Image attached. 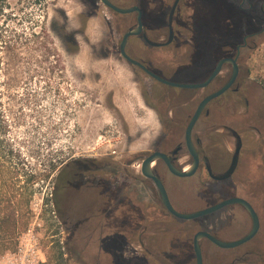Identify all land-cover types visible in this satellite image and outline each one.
Returning <instances> with one entry per match:
<instances>
[{"label": "flooded vegetation", "instance_id": "flooded-vegetation-1", "mask_svg": "<svg viewBox=\"0 0 264 264\" xmlns=\"http://www.w3.org/2000/svg\"><path fill=\"white\" fill-rule=\"evenodd\" d=\"M108 1L120 9L135 8L132 13L121 14L102 3L109 11L106 16L115 21L114 26L120 33L121 57L125 35L139 30L128 39L126 53L140 65H132L122 58L134 67L141 79L145 103L159 117L163 132L152 149L139 151L128 163L82 157L65 161L58 167L54 186L56 216L67 232L71 259L92 264H139L137 258L126 262L125 246L131 242L140 246L151 231L155 251L150 254L156 264H173L175 250L176 256L184 260L182 264H197L194 239L198 232L233 243L252 231L253 217L238 203L194 220L175 217L165 205L156 183L143 174L144 162L156 153L165 156L177 169L188 171L195 161L187 141L188 127L200 105L232 81L237 65L234 83L205 105L193 127L191 145L199 159L195 175L187 178L174 175L163 158L151 168L176 212L196 213L231 199H242L257 214L258 233L243 245L226 249L207 238L201 240L203 264H264V243L254 245L264 231V188L261 191L253 177L256 170L264 180V168L256 166L258 162L264 164V113L261 112L264 100L248 70L253 53L264 44V0H200L202 44H189L185 39L190 32L186 0H133L129 6ZM222 61L225 62L221 72L207 86L188 87L205 84ZM236 155L234 171L224 177ZM135 165L138 172L129 173L128 169ZM203 173L222 189L210 194L218 199L202 209L182 212L185 209L180 199H174L169 178L188 180ZM84 197L80 203L69 205L71 200ZM188 198L208 199L199 191L197 197ZM212 216L222 220L214 230L205 226V220ZM172 221L186 227L189 223L197 226L192 232V243L182 235L178 241L182 246L174 248L169 229ZM233 221L236 226L231 231ZM157 237L166 240L165 246ZM203 241L217 249L212 262L208 261L210 256L205 252ZM184 246L190 253L188 259Z\"/></svg>", "mask_w": 264, "mask_h": 264}, {"label": "rangeland", "instance_id": "rangeland-1", "mask_svg": "<svg viewBox=\"0 0 264 264\" xmlns=\"http://www.w3.org/2000/svg\"><path fill=\"white\" fill-rule=\"evenodd\" d=\"M114 1L128 6L133 3V0ZM60 2L70 3V0ZM83 2L88 11L80 17V22L90 15H102L107 38L99 52L93 50L98 60L87 82L80 84L69 78L62 63L64 50L75 51V41L71 35L63 34L61 26L55 22L49 26L48 23V12L57 0H0V116L7 125L11 145L22 155L23 167L37 176L31 201L33 215L27 230L33 227L40 239L43 264H57L61 253L65 255L66 264H92L70 257L72 249L66 244L67 232L56 216L54 186L58 167L65 161L82 157L128 163L139 151L152 149L154 141L163 132L159 117L145 103L141 79L134 67L120 55L118 45L121 36L114 26L115 21L110 15L106 16L109 11L99 0ZM185 2L189 7L187 17L190 25L185 39L189 44H202L201 1ZM56 11L64 14L63 8ZM53 31L61 37L63 48L53 46L50 35ZM131 45L134 46V41ZM248 70L264 100V44L253 53ZM77 79L83 81L84 77L78 74ZM261 112L264 113V107ZM258 165L264 168V164L258 162ZM128 170L136 174L137 165ZM253 177L263 191L261 172L254 170ZM21 181L23 186L25 178L22 177ZM169 182L174 190L172 193L175 192L174 199H180L178 201L185 209L182 212L212 204L218 197H210V194L216 189L222 191L206 173L188 180L171 177ZM198 191L208 199L189 200V196L197 197ZM84 199L71 200L69 205ZM221 221L212 216L205 220V226L214 230ZM248 222L250 225L249 218ZM235 223L233 221L229 230L234 231ZM169 226L174 248L182 246V242H178L182 235L185 241L192 243L196 225L189 223L186 227L183 223L172 221ZM150 232L140 246L133 242L126 244V262L137 258L139 264H156L150 254V251H155ZM157 240L165 246L166 240L162 237H157ZM261 242L264 243V231L254 245ZM202 243L210 256L208 261L212 262L217 249L207 241ZM15 249L5 251V247L0 245V256ZM176 251H173V264H182L184 260L176 256ZM185 253L188 259V247H185Z\"/></svg>", "mask_w": 264, "mask_h": 264}, {"label": "trees", "instance_id": "trees-1", "mask_svg": "<svg viewBox=\"0 0 264 264\" xmlns=\"http://www.w3.org/2000/svg\"><path fill=\"white\" fill-rule=\"evenodd\" d=\"M23 165L22 155L11 145L7 125L0 116V245L5 251L16 248L18 236L27 230L33 215L31 201L37 176ZM64 256L59 255L57 264H66Z\"/></svg>", "mask_w": 264, "mask_h": 264}, {"label": "water", "instance_id": "water-1", "mask_svg": "<svg viewBox=\"0 0 264 264\" xmlns=\"http://www.w3.org/2000/svg\"><path fill=\"white\" fill-rule=\"evenodd\" d=\"M102 3L104 5H106L107 7L113 9L114 11L118 12V13H121V14H128V13H132L135 11V8H132V9H120V8H117L115 7L114 5H112L108 0H101ZM139 30H133V31H130L128 32L124 39H123V42L121 44V54H122V57L127 60L128 62H130L132 65H136V66H139L140 64L131 59L127 53H126V45H127V42H128V39L132 36H135L137 33H138ZM226 61V60H225ZM225 61H222L215 73L213 74V76L203 85H197V86H188V87H205L207 86L211 80L217 75L219 74V72H221V69H222V66L224 64ZM237 72H238V68H237V65H235V73H234V77L232 79V81L222 90L220 91L219 93L207 98L199 107L196 115L194 116L191 124L189 125L188 127V131H187V141H188V144H189V148H190V151H191V154L192 156L194 157L195 161L194 163L189 167L188 171L186 170H179L177 169L176 167H174L173 165H171V163L169 162V160L163 156V155H160L158 153L154 154L153 156L149 157L143 164V174L152 179L156 185L158 186V188L160 189V192H161V195H162V198H163V201L165 203V205L167 206V208L169 209V211L171 212V214H173L175 217L179 218V219H182V220H194V219H197L199 217H202V216H205V215H208V214H211L213 213L214 211L222 208L223 206H226V205H229V204H241L242 206H244L246 208V210L252 215L253 217V221H254V226H253V229L252 231L246 236L244 237L243 239L239 240V241H236V242H233V243H224V242H221L217 239H215L213 236H211L210 234L206 233V232H198L196 235H195V239H194V247H195V252H196V256H197V264H203V256H202V251H201V247H200V241L207 238L209 239L210 241H212L214 244L222 247V248H226V249H231V248H236L240 245H243L247 242H249L250 240H252L256 234L258 233V230H259V227H260V223H259V218L257 216V214L255 213L253 207L248 204L247 202H245L244 200L242 199H231V200H228V201H225L224 203L218 205V206H215V207H212V208H209V209H206L204 211H200V212H196V213H189V214H182V213H179V212H176L172 205H171V202L169 200V197L167 195V192L163 186V184L161 183V181L153 174L152 172V168H151V165L158 161L159 159L163 158L166 160V162L168 163L169 165V168L171 170V172L178 176V177H181V178H187V177H192L193 175H195V173L197 172L198 168H199V159H198V156L196 154V152L194 151L192 145H191V133H192V130H193V127L195 126L203 108L205 107V105L210 101L212 100L213 98L223 94L235 81L236 79V76H237ZM237 161H238V157L237 155L234 157L233 159V162H232V166L230 168V170L224 175V177H227L229 176L235 169L236 165H237Z\"/></svg>", "mask_w": 264, "mask_h": 264}, {"label": "clouds", "instance_id": "clouds-1", "mask_svg": "<svg viewBox=\"0 0 264 264\" xmlns=\"http://www.w3.org/2000/svg\"><path fill=\"white\" fill-rule=\"evenodd\" d=\"M63 8L64 14L61 15L56 9ZM69 9H71L69 11ZM88 11V6L83 0H70V3H57L52 5L48 12L49 26L55 22L62 27L64 35H71L75 41V51L64 50L62 63L67 75L74 83L84 84L87 82L89 73L93 70L94 63L98 58L93 55V50L100 51L101 45L107 38V27L102 15H90L82 24L80 17ZM53 46L63 48V41L54 31L51 32ZM83 75L84 80L77 79V75Z\"/></svg>", "mask_w": 264, "mask_h": 264}, {"label": "built area", "instance_id": "built-area-1", "mask_svg": "<svg viewBox=\"0 0 264 264\" xmlns=\"http://www.w3.org/2000/svg\"><path fill=\"white\" fill-rule=\"evenodd\" d=\"M40 239L33 227L22 233L18 245L12 252L0 256V264H43Z\"/></svg>", "mask_w": 264, "mask_h": 264}]
</instances>
